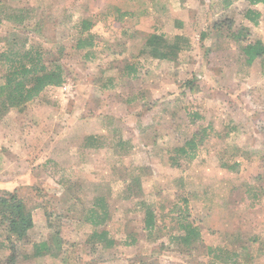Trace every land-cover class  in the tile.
I'll use <instances>...</instances> for the list:
<instances>
[{
  "label": "rangeland",
  "instance_id": "obj_1",
  "mask_svg": "<svg viewBox=\"0 0 264 264\" xmlns=\"http://www.w3.org/2000/svg\"><path fill=\"white\" fill-rule=\"evenodd\" d=\"M235 31L264 44V6L0 0V54L17 61L40 46L65 78L7 108L0 58V197L15 194L34 222L18 264H264V58L247 64ZM151 33H181L192 48L152 59ZM79 39L93 46L78 50ZM99 198L109 217L98 226ZM185 201L191 244L175 220ZM6 237L1 226L0 260ZM39 242L48 251L31 258Z\"/></svg>",
  "mask_w": 264,
  "mask_h": 264
},
{
  "label": "trees",
  "instance_id": "obj_2",
  "mask_svg": "<svg viewBox=\"0 0 264 264\" xmlns=\"http://www.w3.org/2000/svg\"><path fill=\"white\" fill-rule=\"evenodd\" d=\"M250 6L263 5L264 0H247ZM231 26V25H230ZM90 27V23L83 22L82 30L86 31ZM207 34L202 33L200 40L205 39ZM233 38L241 43V50L246 58V63L251 64L256 59L264 58V44L260 40L246 41L245 37L241 39V34L238 31L233 33ZM245 40V41H244ZM191 40L183 35H175L172 39H167L164 34L151 33L145 40L147 55L155 60L174 61L178 58L179 54L183 51L191 50ZM93 43L90 39L78 40L75 46L76 49L91 48ZM22 52V51H21ZM46 52L39 46L38 50L32 47L23 52L21 59L17 61L8 60L6 53H1L0 58L8 61L7 71L4 75L5 79L2 85L6 94V100H3L4 107L12 106L22 109V106L27 102H32L38 99L41 93L48 87H61L65 83L63 69L60 65L53 67L48 66L44 62ZM190 84V82H188ZM1 106V105H0ZM197 135V134H196ZM195 136L190 142L185 145L190 149L194 148ZM184 147V146H183ZM181 147L182 153H186L185 148ZM138 183L139 178L135 177L131 183ZM132 183V184H133ZM96 206L91 208L90 218L95 225L103 224L108 217L106 204L103 199H97ZM99 211H97V209ZM98 212V213H97ZM176 221H179V228L185 232L183 240L188 244L199 237L196 227L188 223H182L187 217L188 202L185 201L184 208L177 207ZM156 220L152 209H144V228L145 230L152 231L155 227ZM4 228L7 234L6 241L8 242L9 254L0 264H18L20 249L28 245L27 235L28 232L34 227L32 211L27 208L22 200L16 197L13 193L0 197V227ZM93 236L105 241V245H113V241L106 238V231L94 232ZM48 251L46 242H39L32 245V257H41ZM24 253V251H22Z\"/></svg>",
  "mask_w": 264,
  "mask_h": 264
},
{
  "label": "crops",
  "instance_id": "obj_3",
  "mask_svg": "<svg viewBox=\"0 0 264 264\" xmlns=\"http://www.w3.org/2000/svg\"><path fill=\"white\" fill-rule=\"evenodd\" d=\"M179 21H178V23L176 24L179 28H182V23H181V20L180 19H178ZM181 34V33H180ZM180 34H176V35H180Z\"/></svg>",
  "mask_w": 264,
  "mask_h": 264
}]
</instances>
